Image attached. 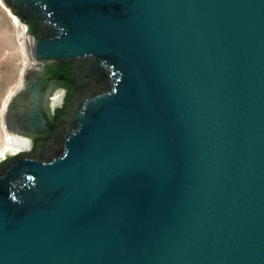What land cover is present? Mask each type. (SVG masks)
Instances as JSON below:
<instances>
[{
    "label": "water",
    "instance_id": "obj_1",
    "mask_svg": "<svg viewBox=\"0 0 264 264\" xmlns=\"http://www.w3.org/2000/svg\"><path fill=\"white\" fill-rule=\"evenodd\" d=\"M3 1L0 264H264V0Z\"/></svg>",
    "mask_w": 264,
    "mask_h": 264
},
{
    "label": "rangeland",
    "instance_id": "obj_2",
    "mask_svg": "<svg viewBox=\"0 0 264 264\" xmlns=\"http://www.w3.org/2000/svg\"><path fill=\"white\" fill-rule=\"evenodd\" d=\"M23 66L17 27L6 10L0 6V118L3 102L18 85ZM4 138L5 132L0 127V144Z\"/></svg>",
    "mask_w": 264,
    "mask_h": 264
},
{
    "label": "bare ground",
    "instance_id": "obj_3",
    "mask_svg": "<svg viewBox=\"0 0 264 264\" xmlns=\"http://www.w3.org/2000/svg\"><path fill=\"white\" fill-rule=\"evenodd\" d=\"M0 6L3 7L8 15L12 18L13 23L17 27V32H18V37L20 40V47L22 49V61H23V68L21 70V76L18 85L10 91L8 96L5 98L3 102V106L1 109V118H0V127L3 129L5 132V138L2 144H0V152L5 146L6 142L13 139V136L8 132L7 127H6V120H5V112L6 108L9 104L10 99L12 96L23 86L24 81H25V75L26 71L29 69V67L32 65V58L29 54V47H28V41H27V26L19 19L17 15H15L11 9L6 6L3 0H0Z\"/></svg>",
    "mask_w": 264,
    "mask_h": 264
},
{
    "label": "flooded vegetation",
    "instance_id": "obj_4",
    "mask_svg": "<svg viewBox=\"0 0 264 264\" xmlns=\"http://www.w3.org/2000/svg\"><path fill=\"white\" fill-rule=\"evenodd\" d=\"M58 96H59V94L57 96H55V97H58Z\"/></svg>",
    "mask_w": 264,
    "mask_h": 264
}]
</instances>
